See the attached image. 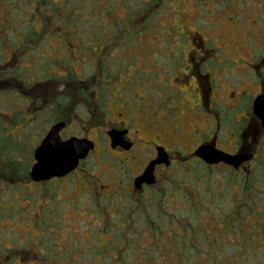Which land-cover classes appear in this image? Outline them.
<instances>
[{"label":"flooded vegetation","instance_id":"1","mask_svg":"<svg viewBox=\"0 0 264 264\" xmlns=\"http://www.w3.org/2000/svg\"><path fill=\"white\" fill-rule=\"evenodd\" d=\"M0 1L4 18L19 22L16 28H0V171H25L17 188L35 206H44L39 203L43 195L53 199L55 195L49 191L62 186L72 189L81 182L83 189L77 199L85 196V205L94 202L99 207L92 225L98 226L103 247L95 254L86 249L73 256L54 254L47 262L49 253L41 245L52 240H41L39 252L22 249L17 254L8 253L5 261L78 264L95 257L97 264H125L121 260L124 251L134 250L137 256L139 249L130 245L121 249L116 239L126 238L121 233L134 224L149 231L153 242L148 249L167 248L158 257L149 256L148 264L158 258L163 264H185L186 253L202 254L199 247L208 257L215 256V260L209 257V262L201 264L216 262V255L223 251L214 246L216 240L224 234L225 239L232 240L233 234L221 231L213 238L200 224L213 223L211 227L216 230L212 222L215 214L226 221L244 223L245 215H235L233 210L250 212L248 194L242 191L243 201L237 197L231 205L220 201L222 206L217 193L203 198L202 185L197 182L186 186L174 182L170 194L169 186L158 187L160 178L169 171H206L208 175L209 171L244 175L261 171L264 125L255 112V102L264 98L262 21L250 31H237L242 43L230 51L223 37L218 39V46L212 37L203 39L198 30L195 34L188 28L181 31L176 20L177 25L172 24L176 29L168 26L166 33L173 49L167 59L157 63L153 49L157 41L147 35L156 29L159 19L154 11L147 16L151 23L142 30L143 26L137 29V8L127 12L128 18L116 19L117 0L114 4L112 0ZM166 2L165 6L174 4V0ZM107 16L113 19L106 20ZM232 16L229 27H243L233 22ZM104 23L113 26L112 30H105ZM105 32L114 34L108 37ZM189 35L195 46L190 50ZM251 37L259 44L249 46ZM163 38L161 52L167 44ZM179 44L184 45L180 51ZM244 50L251 52L248 63L241 55ZM218 52L229 55L233 66L214 59ZM232 53L239 55L238 61ZM240 63L245 67H237ZM219 65L226 67L219 69ZM56 126H61L58 137L62 143L84 142L89 150L68 175L34 181L31 173L37 165V151ZM148 171H153V183L146 175ZM117 202L130 208L124 218L125 228L113 220L116 212L112 206L118 207ZM159 202L171 204L173 213L160 210V215ZM213 207L217 213L210 211ZM191 218L197 220V229L187 228ZM42 224L33 218L36 233L48 226ZM196 231H204L205 237L199 238L202 234ZM104 235H111L108 244L103 242ZM237 237L241 238V233ZM134 258L127 264H135ZM57 259L62 262L57 263Z\"/></svg>","mask_w":264,"mask_h":264},{"label":"rangeland","instance_id":"2","mask_svg":"<svg viewBox=\"0 0 264 264\" xmlns=\"http://www.w3.org/2000/svg\"><path fill=\"white\" fill-rule=\"evenodd\" d=\"M41 1L44 2L45 0ZM12 2H16V0H13ZM171 2L173 3V1ZM114 3L115 0H112V4ZM166 3V0H117L116 10H114V13L117 15L116 19H125L128 18L126 16V14H128L127 12L131 13L133 8H137L136 13L138 15L140 14L137 18V29L138 27L143 26L141 28L142 30L146 28L147 24L151 23V19L148 20L147 16L149 13L154 11L155 15L159 19L155 21L156 29L147 33V35L154 41H157L154 43L153 47L154 57L155 60H157V63H161L164 59H167L168 52L173 49V42H168L166 37L167 31L170 30L168 29V26H170L172 30L175 28L172 24L177 25L179 22L180 25H178L177 28L181 31H185L187 28L194 34L199 31L203 39L206 41L207 37H212L218 43V46H220L218 39L223 37L224 43L229 44L230 47L228 50L230 51L233 50L236 43H242V40L237 38V31H250L253 28L258 27V24L261 21L262 23L260 24V27H264V0H222L221 2H216V0H174L173 5L165 6ZM1 4L2 1H0V5ZM105 5L109 6L110 3L106 2ZM125 7L128 9H125ZM79 8H82L81 3L79 4ZM165 8L166 10L164 11L163 9ZM3 14L4 11L0 10V28L18 27L19 22L17 20L4 18L5 15ZM231 14H233V22H239L242 25L244 24L243 27L239 24H237L238 27L234 29L229 27V25L232 24L230 20ZM111 19H113L112 16L106 17V20ZM176 20H178V22H176ZM25 22H27L26 19ZM105 23V30L108 31L113 28V26H106L107 23ZM161 24H164L165 26ZM105 33L106 35L108 34L107 32ZM113 34L114 33L111 32V35L109 34L107 36L112 37ZM117 34L119 33L117 32ZM123 36L126 35L123 33ZM162 37H165L163 39L167 42V44L166 48L161 52L164 45V42L160 43V41H162ZM46 39H49V37ZM189 39L190 47L188 49L190 50L193 47L195 48V46L193 44V36L189 35ZM249 42V46H255V42L259 44L256 37H251ZM183 46L184 45L181 44L180 47L178 46L177 50H182ZM256 52L259 53L261 51L256 50ZM232 54L234 55V53ZM241 55L243 57V61L248 63L251 52L244 50ZM213 58L233 66L230 61V56L228 55L227 57V55H224L222 52L216 53ZM238 58L239 55L237 54L233 56L235 62L238 61ZM131 61H135V59ZM245 63H240L237 67H241L240 69H242L245 67ZM225 67V65L218 66L219 69H223ZM240 69H238V71H240ZM21 145L23 147V144ZM21 145L17 144L16 146ZM10 159L13 158L10 157ZM24 174L26 175L27 173L25 171H0V263L3 264L9 262L10 264H21L16 260V262H14L13 259L5 261L7 254L11 252H15V254H17L20 253V250L22 249H25L27 252L35 249L39 252V250H37V246H39L41 240H52L53 243L52 244L51 241H47L41 245V249L46 253H49L45 259L47 262L53 260L52 256L54 254H66L73 256V254L81 252L84 249L91 251L92 254L100 252L103 247L101 245L100 236L96 232V228L98 226L92 225L94 219H96L99 215L96 214L99 211V207L96 206L94 202H92L91 206L85 205V196L77 199L81 195L79 192L83 189L81 182L77 181L72 189L62 186L57 191L56 189L49 191L50 194L55 195L52 197L53 199L50 200L48 199L49 196L45 197L43 195L42 199L39 200V203L42 201V205L44 206H35L36 204L32 201V199H28L26 195H23L22 190L17 188V184H19ZM174 182L177 184L183 183L185 186L192 182H197L198 185H202L201 195L203 198L209 199L211 195L217 193L216 195H218V198H221L220 200H222L226 205H231L230 202H232L233 199L241 197L242 191L244 195L248 194L252 212L245 214L244 223H241L240 220L238 222H234L235 224L232 229L233 232L231 233L235 236L241 233V242L244 243L247 237V242L249 244H244V246L241 245L242 243L237 244V240L225 239L224 234L222 240H218L221 243L220 248L223 250L220 252V258L222 260H226V257L224 256H226V254L233 253L234 256H232L231 259L234 260V263L264 264V166L261 171H250L246 175L239 173L233 174L229 172L224 173L219 171H213L211 173L209 171V175L206 171H169L165 176L160 178V186L158 188L163 189L165 187L168 188L169 186L170 194L172 191L171 189L173 188L172 183ZM235 184L238 185L236 188L234 186ZM4 189L5 192L2 193ZM209 191L210 193H208ZM159 194L160 196H163L164 193L159 191ZM241 200L243 201L242 197L240 198V201ZM212 203L213 201L209 202L208 205H211ZM118 205V207L116 205L112 206L115 207L116 212V216L113 217V220L119 221L121 227L125 228L124 218L128 214L130 208H127L122 204ZM170 207L171 204L159 202L157 208H159L158 212L160 215H162L160 210L163 212H169L171 215V213H173V209H170ZM87 211H90V213ZM201 211L203 212L205 209L202 208ZM210 211L217 213L215 207H213ZM226 212L231 213V210L227 209ZM33 218L34 220L39 219L40 221H43L42 227L45 224L48 226L36 233V230L33 227ZM204 220L205 218L202 217L201 221ZM221 221L222 218L218 220V223ZM52 222L53 225H51ZM211 225H213V223H201L200 228L202 230L204 229L205 232L215 238L217 237L216 234L220 231L212 229ZM186 226L187 228L190 227L191 230L194 227L197 229V220L195 221L191 218V220L186 222ZM197 232L202 234L199 238L205 237L203 235V233H205L204 231L203 233L202 231H196L194 233ZM227 233L230 234L228 231ZM121 234L126 237L124 238L120 236V239H116L119 240L117 243L120 245L121 249L129 245L131 246V249H134V247L139 249L137 256L133 255L134 250H123L125 254L121 255V260H123V263L125 264L129 263L134 257L136 258H134L133 263L148 264L150 257H158L164 249L165 252L167 251V248H162L161 250L155 249L152 251L148 249L153 240L150 238L151 235L149 231L140 230L139 225L132 224L128 231H124ZM109 236L111 237V235ZM109 236L104 235L102 237L104 243L108 244L110 241ZM59 242H61L62 245ZM226 244H230V246H226ZM241 247H245L247 251L251 252L248 253ZM199 249L202 254L198 257V261L200 263L209 262L210 258L208 255L203 253L201 247H199ZM192 256H194V253H192ZM211 259L215 260V256L213 255ZM57 260H55V262ZM96 261L97 260L94 257L88 262H86V260H81L78 264H97ZM161 261L162 259L160 258L152 260L154 264H163ZM60 262H62V260L57 261V263ZM173 262L178 263V260L174 259ZM179 264H182V262Z\"/></svg>","mask_w":264,"mask_h":264},{"label":"water","instance_id":"3","mask_svg":"<svg viewBox=\"0 0 264 264\" xmlns=\"http://www.w3.org/2000/svg\"><path fill=\"white\" fill-rule=\"evenodd\" d=\"M255 112L260 117L264 125V98L255 102ZM61 126H56L43 142L36 154L37 165L34 167L31 177L34 181H44L53 177H64L75 169L79 161L85 158L89 147L84 142L70 140L62 143L58 137V130ZM152 172L148 171L147 176L152 178ZM150 183L154 182L152 178Z\"/></svg>","mask_w":264,"mask_h":264},{"label":"trees","instance_id":"4","mask_svg":"<svg viewBox=\"0 0 264 264\" xmlns=\"http://www.w3.org/2000/svg\"><path fill=\"white\" fill-rule=\"evenodd\" d=\"M252 194H253V191H252ZM220 201H222V200H219V204H221L222 206H224L223 203L220 202ZM229 210H231V209H229ZM249 210H250V212H252V207H250ZM233 212L235 213V215H238V216L245 215V213H242V209H238L237 208V209H234ZM221 215H224L223 211H221ZM215 217H214V220L212 222H214V226H216L215 227L216 230H218L220 232L221 231H223V232H227L228 231L230 234H232L231 232H233L232 229H233V226H234L235 223H233L231 221H226L224 219H222V221L218 223V220L221 219L220 216H219V214H215ZM233 237H234L233 240H237V244L242 243L241 245H243V246H244V244L245 245L249 244L247 241H244V243L241 242L242 241L241 238H239V237L235 238L236 237L235 235H233ZM218 240H222V239H217L216 240L217 243L214 244L215 247H217V246L220 247L221 246V243ZM233 245H234V243H233ZM241 248H243V250L246 251V248L245 247H241ZM248 252H251V251H248ZM200 256L201 255H199V254L192 256V253H186V255L184 256V258L187 259V261H186L187 263L186 262H184V263L185 264H201L198 261V257H200ZM216 256L218 257V261L217 262H213L212 264H238V263H234V260L231 259V257L234 256L233 253L232 254H226V256H224V257H226V260H222L220 258V254L219 255L217 254ZM209 257H211V256L209 255ZM236 257L239 258L238 256H236ZM195 258H197V259H195ZM237 258H236V260H237Z\"/></svg>","mask_w":264,"mask_h":264}]
</instances>
